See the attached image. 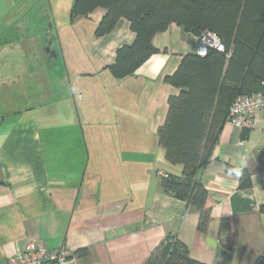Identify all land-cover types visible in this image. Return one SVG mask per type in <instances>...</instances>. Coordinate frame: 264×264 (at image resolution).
Segmentation results:
<instances>
[{"label":"crops","instance_id":"1","mask_svg":"<svg viewBox=\"0 0 264 264\" xmlns=\"http://www.w3.org/2000/svg\"><path fill=\"white\" fill-rule=\"evenodd\" d=\"M52 11L51 0H0V264L28 241L65 247V264H145L167 234L203 264H255L264 250V109L247 129L225 121L198 172L210 206L202 232L198 212L156 173L182 170L166 160L157 129L178 91L165 76L196 53L197 36L171 24L153 36L156 53L118 78L110 66L135 38L129 21L104 36L93 29L72 59L58 50ZM229 167L244 168L250 185Z\"/></svg>","mask_w":264,"mask_h":264},{"label":"trees","instance_id":"2","mask_svg":"<svg viewBox=\"0 0 264 264\" xmlns=\"http://www.w3.org/2000/svg\"><path fill=\"white\" fill-rule=\"evenodd\" d=\"M98 7L105 11L95 27L96 36L110 33L121 17L135 33L130 45L116 50L110 69L118 78L132 74L156 53L153 36L173 23L196 36L213 31L223 43L222 51L209 47L203 56L185 54L174 72L165 76L178 91L168 96L167 113L157 129L166 160L182 167L179 175L165 171L160 185L198 212V228L204 232L210 206L198 172L207 165L234 98L264 89V0H73L70 18L89 16ZM230 170L239 175L240 187L250 185L244 168ZM260 208L264 212V205ZM219 227L221 232L230 230L226 218ZM145 264L203 263L191 258L175 235L167 234ZM255 264H264V250Z\"/></svg>","mask_w":264,"mask_h":264},{"label":"built area","instance_id":"3","mask_svg":"<svg viewBox=\"0 0 264 264\" xmlns=\"http://www.w3.org/2000/svg\"><path fill=\"white\" fill-rule=\"evenodd\" d=\"M209 47L222 51L223 43L213 31H204L197 36L196 53L206 54ZM264 109V89L255 94L238 95L232 101L226 121L240 129L253 126V116ZM158 176H167L163 170H156ZM72 254L65 247L47 248L40 243L28 241L24 249L8 257V264H65Z\"/></svg>","mask_w":264,"mask_h":264},{"label":"rangeland","instance_id":"4","mask_svg":"<svg viewBox=\"0 0 264 264\" xmlns=\"http://www.w3.org/2000/svg\"><path fill=\"white\" fill-rule=\"evenodd\" d=\"M72 1L73 0H51V4L54 11V13H52V16H55L56 20V36L59 38V40L57 39L56 41L58 50L63 49L66 55H70V57L74 59L75 50H82L83 44H87L86 36L92 33L93 29L95 30V23L97 25L99 19L101 18L100 16L98 21L96 20L98 13L103 9L101 7H98L92 13H90L88 17L77 16L71 19L70 9ZM15 57L18 58L16 55ZM11 61L16 60L11 59ZM55 72L57 73L56 77L59 78V71ZM139 126H141V123L139 124Z\"/></svg>","mask_w":264,"mask_h":264}]
</instances>
